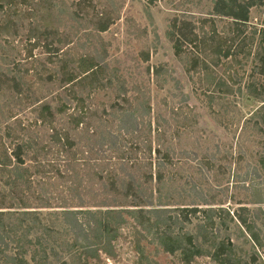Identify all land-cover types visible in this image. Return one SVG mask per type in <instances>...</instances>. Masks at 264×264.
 Returning <instances> with one entry per match:
<instances>
[{
    "label": "trees",
    "instance_id": "16d2710c",
    "mask_svg": "<svg viewBox=\"0 0 264 264\" xmlns=\"http://www.w3.org/2000/svg\"><path fill=\"white\" fill-rule=\"evenodd\" d=\"M125 1L0 0V264H103L126 231L182 264H261L264 210L224 207L229 188L207 177L221 187L241 153L202 151L197 113L152 101L148 82L165 90L169 80L147 45L139 74L109 57L103 34ZM212 4L207 17H174L167 36L209 107L257 105L240 139H252L264 169V27L251 24L264 0ZM128 32L147 34L135 23ZM248 65V75L235 70ZM200 155L206 173L193 169ZM235 170L237 189L249 173Z\"/></svg>",
    "mask_w": 264,
    "mask_h": 264
},
{
    "label": "rangeland",
    "instance_id": "374dc122",
    "mask_svg": "<svg viewBox=\"0 0 264 264\" xmlns=\"http://www.w3.org/2000/svg\"><path fill=\"white\" fill-rule=\"evenodd\" d=\"M212 1L155 0L151 3V0H126L121 12V19L107 33L103 34V38L111 43L109 57L114 60L127 61V67L132 73L139 74L135 68V60H137L142 45H147L151 49L150 65H164L167 68L166 76L169 80L165 90L158 88L152 79L148 82L152 101H161L163 98H167L173 102L175 107L184 108L185 113L190 111L191 115H194V112H196L198 115V129L200 130L198 141H200L201 147L204 148L202 151H206L205 149L209 146L215 152L218 147V149H222L224 157L236 156V153H241L243 157V160H240L239 163L233 162L228 166L221 187L217 186L216 181L212 182L213 179H216L215 173L207 174L209 184L211 183L214 188L223 191V193H226L227 190L225 189L229 188L228 198H232L228 200L223 198V206L231 210L241 206L250 209L262 208L264 210V169L259 164L258 148L255 143H252L251 138L249 140L246 138L240 139L244 121L242 116L248 117L257 105L231 99L229 101V103L231 102V109L228 115L225 114L226 108L219 113V109L209 107L198 76L188 74L185 71V67L175 57L173 45L167 36L170 21L174 17H188V19L192 18L193 20L207 17L213 5ZM148 12L151 13V19ZM133 23L141 28H146L147 34L139 39L130 35L128 30ZM251 24L259 28L264 27V7L251 11ZM224 26L225 23L219 24V29L221 30ZM35 55L43 57L41 50H37ZM22 62L26 63L25 60ZM34 66H37V63L33 61L29 67ZM144 67L145 65L142 66V68ZM235 70L238 71L240 76L248 75L250 66L248 65L245 68L236 67ZM146 85L148 84L146 83ZM183 96L188 97V104L183 101ZM186 106L189 107V110L185 108ZM236 108L240 109L242 113L238 112ZM208 152L212 153V151ZM227 161L229 163L230 159ZM203 163L200 155L199 159L193 162V169L197 168L201 173H206ZM193 169L187 170L186 168L185 170V176L188 180L194 178L192 175ZM235 169L240 171L241 175L249 173L247 181L240 182L237 189H235L234 177L232 176L236 173ZM187 179L184 178V181H188ZM201 186H203L202 182ZM238 244L247 249L250 247L246 239L239 240ZM116 248V259L110 260L104 256L103 264H182L176 256L156 252V246L151 241L143 240L139 242L131 231L125 232V236L116 244ZM259 254L261 264H264V250H261ZM193 264L214 263L209 258H200Z\"/></svg>",
    "mask_w": 264,
    "mask_h": 264
}]
</instances>
